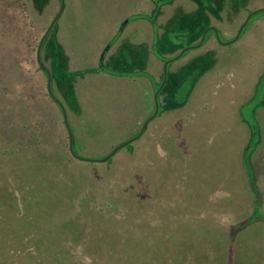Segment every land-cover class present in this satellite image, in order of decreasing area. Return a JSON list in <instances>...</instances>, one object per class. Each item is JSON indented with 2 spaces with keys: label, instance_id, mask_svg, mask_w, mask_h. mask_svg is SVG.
Masks as SVG:
<instances>
[{
  "label": "rangeland",
  "instance_id": "1",
  "mask_svg": "<svg viewBox=\"0 0 264 264\" xmlns=\"http://www.w3.org/2000/svg\"><path fill=\"white\" fill-rule=\"evenodd\" d=\"M32 1L36 18L22 0H0V90L7 92L0 114L5 100L28 95L51 145L66 141L37 68L42 46L74 134L80 141L100 135L84 150L96 161H56L57 177L47 179L74 175L94 183V194L104 186L121 194L130 184L137 197L145 192L154 224L169 215L168 264L178 253L182 264H264V0ZM19 162L3 166L11 188L20 184ZM249 163L253 203L241 178ZM189 213L211 244L178 249L174 219ZM193 246L201 257L189 253Z\"/></svg>",
  "mask_w": 264,
  "mask_h": 264
},
{
  "label": "trees",
  "instance_id": "2",
  "mask_svg": "<svg viewBox=\"0 0 264 264\" xmlns=\"http://www.w3.org/2000/svg\"><path fill=\"white\" fill-rule=\"evenodd\" d=\"M55 1L59 6L60 0ZM22 3L25 7L33 8L32 15L35 13L32 0H22ZM62 14L55 21V15L52 17L45 30L48 34ZM237 38L229 43H234ZM43 52V47L39 46L37 57L41 63ZM39 62L37 68L43 73L46 97L62 116L66 141L61 146L51 145V129L38 116L31 115L34 108L28 104L30 96L14 94L13 103L4 99L5 110L0 114V264H156V260L159 262L157 264H168L169 252H165L163 247L166 249L164 242L168 235L164 226L170 222L166 218L169 215L164 212L166 217L161 221L158 218L159 223L154 224L147 209L148 196L145 192L137 197L133 184H130L125 192L123 188L124 193L121 194L117 188L114 191L106 186L105 191L98 187L94 194V190H91L96 186L94 183L81 181L74 175L69 182L57 179L51 183L47 179L48 176L57 177L55 174L60 168L56 161L63 162L65 159L70 163L81 164L96 161L94 153L84 150L100 135L88 137L85 133V140L82 141L76 137L64 105L55 96L53 74L44 63L40 66ZM15 70L26 79L25 71L19 67H15ZM25 89L28 90V87ZM6 94L0 92V108L1 96ZM104 108L108 109L106 106ZM101 116L99 112L95 118L100 117L102 121ZM135 122L138 125L134 119L128 121L129 125ZM80 147H83V152L76 151ZM10 160L20 161L19 166L13 170L14 179L20 181V184L13 185V188L10 184L12 181L7 179L8 169L3 168ZM249 166L250 163L244 169L241 166V178L246 183L247 193L252 194L253 203L256 188ZM61 169L66 174V166ZM180 204L186 210L192 209ZM138 212L140 215H135ZM191 214L174 219V223L183 230L171 235L182 242L177 244L178 249H190L192 244L199 247L203 241L206 244L212 243L213 237L210 234L198 236L194 231L196 220ZM193 248L189 253L201 257L196 247ZM208 253H211L210 250ZM173 256L175 264H182L180 261L183 256L180 253Z\"/></svg>",
  "mask_w": 264,
  "mask_h": 264
},
{
  "label": "water",
  "instance_id": "3",
  "mask_svg": "<svg viewBox=\"0 0 264 264\" xmlns=\"http://www.w3.org/2000/svg\"><path fill=\"white\" fill-rule=\"evenodd\" d=\"M60 1H61V7H62V6H63V2H62V0H60ZM113 152H115V150H114ZM109 156H110V155L106 156L104 159L109 158Z\"/></svg>",
  "mask_w": 264,
  "mask_h": 264
},
{
  "label": "crops",
  "instance_id": "4",
  "mask_svg": "<svg viewBox=\"0 0 264 264\" xmlns=\"http://www.w3.org/2000/svg\"><path fill=\"white\" fill-rule=\"evenodd\" d=\"M62 2H63V1H62ZM60 3H61V1H60ZM213 39H214V41H217V37H214ZM217 42H218V41H217ZM228 42H230V40H229ZM218 43H219V42H218ZM219 44H220V43H219ZM99 56H100V55H99ZM99 56H98V57H99Z\"/></svg>",
  "mask_w": 264,
  "mask_h": 264
}]
</instances>
